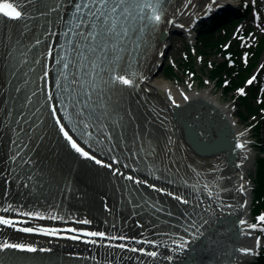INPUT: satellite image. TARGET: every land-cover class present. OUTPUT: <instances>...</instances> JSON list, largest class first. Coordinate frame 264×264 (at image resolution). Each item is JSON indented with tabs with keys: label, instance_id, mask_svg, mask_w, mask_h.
Listing matches in <instances>:
<instances>
[{
	"label": "snow or ice",
	"instance_id": "6c2138e0",
	"mask_svg": "<svg viewBox=\"0 0 264 264\" xmlns=\"http://www.w3.org/2000/svg\"><path fill=\"white\" fill-rule=\"evenodd\" d=\"M163 17L164 0H0V33H7L2 38L5 64L11 61L14 65L0 82V139L5 141L6 148L0 157V164L3 165L0 184L7 186L4 190L5 197L8 196V190L14 186L23 193H34L37 185H44L53 175V169L41 167V164H46L41 153L51 156L59 153L61 149H70L80 158L109 168L112 173L122 176L125 180L144 184L147 188L172 197L183 205L190 204L184 196L166 187L157 186L128 172L121 173L113 166L119 163L115 155L111 156L112 163L106 164L82 146L88 145L103 153L104 145L108 144L111 150V142L114 140L112 133L118 132V144L126 148L125 136L130 135L133 146V150L128 151L130 157L146 163L150 170L162 165L166 171L175 168L179 174L184 160L173 152L172 136H162L155 127L159 122V125L169 128L170 125L165 123L167 117L161 119V112L151 105L147 109L151 115L147 118H137L130 106L125 110L128 90L136 85L137 79L145 80V76L137 71L132 63L133 52L142 51L147 46L146 38H149L150 32H155ZM167 22L171 24L173 21L169 18ZM16 24H19V31L13 37V26ZM30 28L35 29L37 35H30ZM42 43L43 47H40ZM227 47L228 45H225V48ZM19 49L23 51H18ZM16 55L22 57L19 62H16ZM21 65H24V72L21 73L22 78L17 81L14 77ZM29 75L32 77L31 84ZM37 79L40 80V87H37ZM255 79L256 77L252 76L246 83L251 85ZM224 83L227 84L228 81L225 80ZM41 91L42 94L37 98L36 93ZM144 91L147 92V89ZM237 92L243 94L245 89L238 88ZM181 96L184 100L189 99L183 92ZM167 99L176 104L171 94ZM139 100L146 101V97L141 96ZM70 132L74 133L75 137ZM49 140H52V143H49ZM235 146L247 152L239 139L235 141ZM239 166L240 162L237 163V167ZM125 167L128 165L125 164ZM186 167L197 177L202 175L191 163ZM132 171L135 173L140 169L133 167ZM208 171L214 172L215 168L209 167ZM151 174L154 177L156 175L155 172ZM179 179L185 185L190 184L186 175L180 176ZM213 187L215 185L210 186L206 182L203 191L208 197L216 199L217 207H220L219 197L214 195ZM240 191L243 192L244 189L241 188ZM125 194L128 195L127 192ZM140 203L154 208L156 212L163 211L157 203H150L143 197H140ZM128 204L133 209L140 207V204L131 199ZM105 210L107 211V205ZM0 211L17 213L15 217L0 215V225L6 228L23 233L57 234L56 229L38 223L34 226H23L30 225L33 219L46 218L39 207L33 205L21 209L18 204L12 205L5 200ZM204 211L208 213V209ZM167 214L172 215L171 212ZM184 214L190 219L191 216H196L184 228V234L173 232L170 237L164 234L166 239L163 243L157 239H147L143 234L139 237L114 236L112 239L122 241L114 247L154 258L152 264H156V259L160 257L169 264H175L176 257L184 253L189 242L204 237L207 231L202 229V225L207 221L197 209H187ZM132 215L135 216L136 212L133 211ZM51 218L61 219L54 213ZM68 218L74 219V214ZM256 220L264 221V213L259 214ZM78 223L90 224L91 221L84 218L78 220ZM239 223L245 224V221L240 220ZM136 227H141L139 219L136 221ZM246 227L254 229L257 225L250 223ZM69 231L82 232L88 237H106L104 231H87L84 228H72ZM71 238L79 239L77 236ZM87 242L96 243L94 240ZM104 243L107 244L108 241L105 239ZM212 243L218 242L209 238V244ZM256 243L258 246L259 237L256 238ZM141 244L152 245L154 248L147 249L141 247ZM160 248H165L168 254L161 253ZM5 249L22 252L37 250L31 243H13L5 239L0 242V264H31L23 258L6 253ZM40 251L46 252L48 249ZM235 251L241 257L254 254L253 247L248 246H241ZM136 264H144V261L136 258ZM186 264H197L194 255L189 257Z\"/></svg>",
	"mask_w": 264,
	"mask_h": 264
},
{
	"label": "bare ground",
	"instance_id": "6f19581e",
	"mask_svg": "<svg viewBox=\"0 0 264 264\" xmlns=\"http://www.w3.org/2000/svg\"><path fill=\"white\" fill-rule=\"evenodd\" d=\"M199 2L200 0H167L164 3V17L158 24L155 32H150L149 38H146L148 40L147 46L144 47L142 51L133 52L132 63L135 65L136 70L145 76V80L139 81L137 79L136 85L128 90L125 110L129 107L127 105L129 102L134 109H137V112H134L136 113L137 118H146L147 113L150 114V112L145 111L146 105L147 108L149 105L152 107L159 105L162 108H166V104L171 106L174 105L167 98L165 99V96L168 97L169 94H171L173 99L179 103L192 101L191 97L201 98L203 101H206L205 103H208L210 107L216 108V113L223 121L222 129L224 128V130H226V135L228 136V151L237 154L229 163L224 161L223 152L213 153V155L210 156H199L190 151L180 138L174 137L173 152L178 158L182 157L184 160V164L181 166L179 174H177L175 168L171 171H166L162 165L156 166L155 168L157 171L161 170L168 176H171V179H173V177L178 178L186 175L193 180L201 182L200 186H202V188L206 182L210 186L215 185L212 190L214 195L219 197L220 207H217V200L214 198H211L210 201H204L205 198L203 199V197H200L199 195L195 196L194 193L187 192L172 183H163L160 180L158 181L148 175L146 176L142 174L140 171L133 173L131 167L137 166L139 168L143 162L128 155V151L133 150L131 136H125V143L127 145L125 148L118 144V138L120 135L117 136L112 133L114 136L113 141L115 143L113 142L114 147L109 150V156L111 157L115 155L119 159V163L113 164L114 167H116L121 173L128 172L139 176L142 180L146 179L151 183H155L157 186L166 187L170 191L184 196L190 201V204L183 205L180 202L175 201L172 197L157 193L153 189L147 188L144 184H136L133 181L125 180L122 176L112 173L109 168L95 165L91 161L80 158L78 154L71 152L72 155L69 156V159L60 157L59 155L62 156L60 152H66V149H61L59 153H54L51 156L47 155V153H42L43 157L45 154L47 157L45 158L46 164H44V167L53 169V175L52 179L47 180L44 185H37L35 193H37L39 200L47 199L48 194L50 193V202L54 203L55 206H61V208H63L60 212L61 219H52L51 216L53 212L46 206L45 202H41L38 204L41 211L45 213L46 218L43 220L33 219L30 225L25 224L23 226H34L35 224L40 223L46 226H54V228L57 229L61 227L68 230L72 228H84L87 231H104L106 233V238L90 237V239L96 241V243L84 242L86 245L80 247L75 246L73 242H78L80 244L83 242L66 240L63 236L59 237L55 235L50 237L36 232L23 233L15 229L4 228L0 225V242L8 239L13 243H31L35 245L37 249L34 252L5 249V252H19L26 254V256H29V254L52 255L49 261L40 262L33 261L30 258H23L24 260L31 262V264H58L57 261L59 260L57 257H61L62 255L66 258H77L82 261L93 260L95 263L97 262L100 264H109V261H111V264H136V258L144 261V264H152L154 258L145 257L139 253L132 254L125 250L115 248L114 245L121 243L122 241L119 239H112V237H119L120 235H135L139 237L143 234L147 239H157L163 243L166 239L164 234H167L169 237L173 232L184 234V228L179 229L175 227L172 222H178L176 219H183L184 212L187 209H197L201 215H208L210 213L209 216L221 215L223 213L227 214L228 212L233 216L240 218V220H244L245 224L248 222L249 186L245 183V180L247 166L250 164L252 153L248 149L249 145L243 136V132H239L241 128L237 129L236 122L230 117L229 112L225 109L226 106L224 103L220 104L213 97H209V92L191 90L185 93L180 87H173L168 80L157 77L155 74L156 70L154 69V64L159 60V51L165 44V39L160 37H163L165 32L173 30L175 27L167 22L168 19L171 18L178 21L180 23L179 27L183 31L190 30L195 24V20L192 18L195 15V12L199 10L200 12L203 11V9L199 7ZM205 2H207V0ZM217 3L218 0L213 4L217 5ZM55 27L58 28V25ZM6 35V32L0 33V45L3 44V50L0 51V82H2L3 76L6 75L5 71L7 69V65L3 59L4 43L2 42V38ZM12 35H14L13 32ZM49 39H54V37H49ZM129 47H131V44H129ZM125 59H127V57H125ZM145 89H147V92L144 91ZM181 92L187 95L189 99L184 100L183 96H181ZM141 96L146 97V101L139 100V97ZM161 98L164 101H162ZM1 103L2 97H0V104ZM200 104L202 103L200 102ZM237 133L240 135L238 136ZM70 134L73 133L70 132ZM237 139L244 144L247 152H245L244 149L236 148L235 141ZM82 146L91 154H94L95 150H93L92 147L89 148L83 144ZM2 148L3 147L0 144V157L4 154ZM68 152L70 154V149ZM95 155L97 158L104 160L106 164L112 163L111 160L103 155L101 156L99 153ZM246 156L247 159H245ZM177 162L179 163V159ZM238 162H240L239 167H237ZM188 163H191L198 169V171H201L202 175L197 177L194 173H190L186 167ZM72 164H78L81 171L71 169ZM125 164H127L128 167H125ZM145 165L147 166L146 163ZM209 167H214L215 171L209 172ZM0 171H3L2 164H0ZM63 181L65 184L61 187ZM117 183L121 187L123 186L122 189L124 190L117 192V186L115 185ZM3 186L4 192L7 186ZM56 186H58L59 189H57ZM1 187L2 185L0 184V190ZM241 188L244 189L243 192L240 191ZM114 190L115 192L112 193ZM126 192L128 195L125 194ZM137 193H144L147 196L149 195L151 198L157 200L156 203L158 206L165 210L173 207L176 210L172 209V212L176 217H165L160 221H154L145 211L146 207L149 206L140 203V195L136 196ZM24 194L26 193L21 192L14 186L12 189L8 190L7 197H3V193L0 195V202L4 203V201L7 200L10 204L17 196L22 197ZM129 199L136 204H140V207L133 209L131 205L128 204ZM202 201L206 203H202ZM241 204L244 206L240 207ZM105 205H107V211L105 210ZM197 205H199L198 208ZM179 208L181 210H179ZM204 209H208V213H205ZM133 211L136 212L135 216L132 215ZM3 213H5V211H0V215H3ZM7 214L9 217H15L17 215V213L14 212H7ZM73 214L75 218L69 219L68 217ZM84 218L89 219L91 223H78V220ZM137 219L141 221V227L139 228L136 227ZM245 224H241V237H239V241L236 243L237 247H253L255 252L257 247L256 239L252 238L250 233L251 230L247 228ZM105 239L108 241L107 244L102 243ZM123 242L135 243L134 241ZM143 247L147 249L154 248L152 245H143ZM40 249H48V251H40ZM159 251L164 255L168 254L165 248H160ZM183 256L184 253L178 255L175 259V264H184V261L181 262ZM250 257L251 256L241 257V255L237 253L234 262L235 264H239L240 261H245ZM156 264H169V262L164 261L162 257H160L156 259Z\"/></svg>",
	"mask_w": 264,
	"mask_h": 264
},
{
	"label": "rangeland",
	"instance_id": "374dc122",
	"mask_svg": "<svg viewBox=\"0 0 264 264\" xmlns=\"http://www.w3.org/2000/svg\"><path fill=\"white\" fill-rule=\"evenodd\" d=\"M205 1V0H202ZM234 1V6L235 7V13L238 12V8L240 7L241 9L239 10V13H243L245 6L249 5L251 6V9L248 10V18L247 20H243L241 18L237 19L241 21V23L245 24H250L253 26V36L260 35L262 32V27L260 28L259 26V18L264 17V0H233ZM198 12H195V15ZM213 16H210L209 19L212 20ZM239 24V26L241 25ZM200 25V23H199ZM262 26L264 25L261 24ZM200 27V28H199ZM203 24L198 26L199 30L196 32L197 29H192L191 30V35L188 38L182 37V35H178V33L170 32L168 36L165 39V44L167 46L165 52H164V57H163V66L165 67L166 63H171L173 65L174 69V78L176 81L171 80L170 83L173 85H179L181 87H184L185 89H191V90H201V91H208L210 94V97H213L216 99L220 104L224 103V105L228 108L229 111H231L232 118H234L237 122V125L239 128L243 130L245 133V140H247V143L249 145V150L252 153V158L250 160L249 166H247L246 170V183L250 185L253 179L254 175V160L257 155V150L256 148L253 147L254 139L250 138V133L249 129H244L246 121L244 122L241 118L238 116V107H237V102L235 100V97L232 96L231 92H224L223 91V86H224V78L223 79H218L216 80V85L214 83L215 79L211 75V71L208 68V63L209 61L213 62H218L222 59H224V56H222L221 52H218L216 48L212 49L211 51H207V55H204L203 57L198 56L199 54H196V49H199L198 43L196 42V37L200 32L202 31ZM235 32L238 31L237 27L235 28ZM235 32L233 34H235ZM223 45V44H222ZM186 47L189 48L190 53L193 51L194 59H193V75H190L189 73H186L184 70V66L180 65V55L186 50ZM260 63L259 66L256 67L257 72H260L262 68H260L261 65H264V54L260 57L259 59ZM255 71V70H254ZM157 77H160L162 79H167V77H164L162 72L158 71L156 74ZM214 79V81H210ZM169 80V79H167ZM178 82V83H176ZM195 82L198 84L196 85ZM228 84V83H227ZM225 84V85H227ZM260 137V136H259ZM258 137V138H259ZM249 260V259H248ZM246 261V260H245ZM245 261H240L239 264H246Z\"/></svg>",
	"mask_w": 264,
	"mask_h": 264
},
{
	"label": "trees",
	"instance_id": "16d2710c",
	"mask_svg": "<svg viewBox=\"0 0 264 264\" xmlns=\"http://www.w3.org/2000/svg\"><path fill=\"white\" fill-rule=\"evenodd\" d=\"M229 34H230V31L228 32V30H226L224 32L223 31L219 32L217 37H215L216 35H214L212 33H208L206 35H201L200 39H199L200 48L202 50H206L209 45L211 47L217 46V43L219 41L222 42L224 39L228 38ZM215 38H217V39L214 40ZM263 49H264V37L262 38V40L258 44L257 48L253 49V57L249 61L251 65H250V67L247 70H245L246 72H248L257 63L256 61H257L259 55L261 54V52L263 51ZM216 68L217 67H215V69L212 72L213 75L214 74H217V75L219 74V76H220L221 72L223 70H224L225 74L231 75L232 71H234L233 68L231 70L228 69L227 66H226V63H224V62H222L220 64V66H218L217 69ZM245 71L241 70V66H239V68H236L234 72H235V75H236L237 79H239V80L242 79L246 75V73H244ZM171 72H172V67L171 66L168 65L167 67H165L164 74L170 76ZM232 79H234V78H232ZM233 82H236V81H233ZM242 102H243V104H246L248 106V102H247L246 98L242 99ZM248 112H249V115H253V116L254 115L256 116V114L259 113L257 108H256V106L255 107H253V106L250 107L249 106V111ZM245 118H247V117H245ZM263 122L264 121L258 122L257 125H261ZM256 127H258V126H256ZM257 172H258L257 173V184L258 185H257V187H256V189L254 191V194H255L254 206H255V208H258L260 206L264 207V161L261 160V159L259 160V163H258ZM252 264H264V256H262L261 258L257 259V262H254Z\"/></svg>",
	"mask_w": 264,
	"mask_h": 264
},
{
	"label": "water",
	"instance_id": "95a60500",
	"mask_svg": "<svg viewBox=\"0 0 264 264\" xmlns=\"http://www.w3.org/2000/svg\"><path fill=\"white\" fill-rule=\"evenodd\" d=\"M179 108L182 109L181 107H179ZM179 108L178 109L177 108H171V110L173 112V115H175L176 120H179V123H180V125L184 131L185 141L188 142L189 144L193 145V138L190 136V128L194 127L195 131H196V129H199V127H201L202 122L204 124V121L201 119L199 120L198 118H195L193 120H199L200 122H198V121H193V122L189 121L188 122L187 120H185L184 114H186V113H184L183 110L178 113ZM190 124H192V126ZM212 138H213V135H212Z\"/></svg>",
	"mask_w": 264,
	"mask_h": 264
}]
</instances>
